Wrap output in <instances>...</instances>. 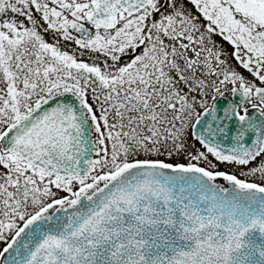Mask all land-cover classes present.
Returning a JSON list of instances; mask_svg holds the SVG:
<instances>
[{
  "label": "snow or ice",
  "instance_id": "6c2138e0",
  "mask_svg": "<svg viewBox=\"0 0 264 264\" xmlns=\"http://www.w3.org/2000/svg\"><path fill=\"white\" fill-rule=\"evenodd\" d=\"M0 264H264V0H0Z\"/></svg>",
  "mask_w": 264,
  "mask_h": 264
}]
</instances>
